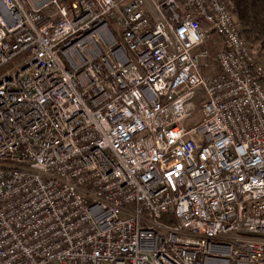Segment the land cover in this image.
Instances as JSON below:
<instances>
[{
  "label": "built area",
  "instance_id": "built-area-1",
  "mask_svg": "<svg viewBox=\"0 0 264 264\" xmlns=\"http://www.w3.org/2000/svg\"><path fill=\"white\" fill-rule=\"evenodd\" d=\"M0 264H264V49L230 0H0Z\"/></svg>",
  "mask_w": 264,
  "mask_h": 264
},
{
  "label": "trees",
  "instance_id": "trees-1",
  "mask_svg": "<svg viewBox=\"0 0 264 264\" xmlns=\"http://www.w3.org/2000/svg\"><path fill=\"white\" fill-rule=\"evenodd\" d=\"M242 36L254 51L264 49V0H230Z\"/></svg>",
  "mask_w": 264,
  "mask_h": 264
},
{
  "label": "rangeland",
  "instance_id": "rangeland-1",
  "mask_svg": "<svg viewBox=\"0 0 264 264\" xmlns=\"http://www.w3.org/2000/svg\"><path fill=\"white\" fill-rule=\"evenodd\" d=\"M161 1V0H159ZM212 39L214 41H219V38L216 35H212ZM207 49L211 53V48L209 44H205L202 47L199 48V51ZM201 100L200 95L198 96V99L196 101L197 109L191 116V118L187 121L186 127L189 129L195 128L199 126L202 122V113H201V106L199 105V102Z\"/></svg>",
  "mask_w": 264,
  "mask_h": 264
}]
</instances>
